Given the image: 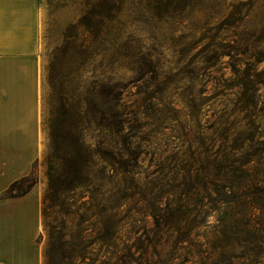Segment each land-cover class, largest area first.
<instances>
[{
	"label": "rangeland",
	"instance_id": "374dc122",
	"mask_svg": "<svg viewBox=\"0 0 264 264\" xmlns=\"http://www.w3.org/2000/svg\"><path fill=\"white\" fill-rule=\"evenodd\" d=\"M37 1L44 149L31 175L12 193L38 185L44 197L50 132L67 115L75 120L87 110L92 116L94 103L101 102L109 86L121 97L126 124L118 142L126 137L140 156L133 170L139 186L152 177L156 159L173 161L176 153L189 158L201 140L210 144L208 137L216 130L257 131L264 139V0ZM81 127L88 128L95 144L94 122ZM101 170L95 162L90 176H101ZM96 189L67 192L63 206L55 205L59 198L50 202L54 206L37 239L44 264H146L143 257L153 253L152 247L146 251L145 235L153 228L152 218L140 209L138 198L127 201L124 208L132 215L119 223L112 243H105ZM90 197V209H79ZM215 205L203 207L208 215L195 229L200 235L194 241L210 240L218 249L227 243L219 212L232 210ZM257 222L260 230L251 234L235 225L238 238L264 242V213ZM173 236L159 230L154 238L172 243ZM198 248L187 254L188 262L182 254L174 264H197Z\"/></svg>",
	"mask_w": 264,
	"mask_h": 264
},
{
	"label": "trees",
	"instance_id": "16d2710c",
	"mask_svg": "<svg viewBox=\"0 0 264 264\" xmlns=\"http://www.w3.org/2000/svg\"><path fill=\"white\" fill-rule=\"evenodd\" d=\"M120 98L118 91L109 86L101 102L94 103L92 116L87 110L75 120L67 115L50 132L49 186L43 197V219L46 220L48 209L54 206L50 205L54 199H60L55 205L63 206L67 192L76 189L91 192L90 188H97L98 215L104 230L101 237L105 243H112L119 223L132 215L131 210L124 208L127 201L138 198L140 209L146 210L152 218L153 228L145 235L146 251L152 247L153 253L147 258L142 256L146 264H174L177 256L182 254L188 262L187 254L192 256V248L196 246L199 247L197 264H263L264 242L242 241L238 238L241 231L234 230L238 224L245 226V234L260 230L257 221L264 213L261 209L264 201V139L259 132L216 130L208 137L210 144L201 140L189 158H178L179 153H176L173 161L156 159L152 177L139 186L133 170L140 156L136 157L132 152L126 137L122 144L118 142L126 125ZM90 122H94L98 131L95 144L89 139L88 128L81 127ZM95 162L102 165L98 177L90 176ZM22 180L14 182L0 197L26 194L33 185L19 194L12 193ZM90 200L82 201L79 209L88 205L85 208L89 210L91 197ZM216 203L232 210L230 213L219 212L218 221L224 227L220 232L223 239L227 238V243L218 249L210 245V240L205 243L194 241L200 235L195 229L208 215L203 207L216 206ZM238 206L242 210L235 211ZM202 215L204 218L201 219ZM159 230L172 231V243L155 239ZM134 246L143 249V245L139 247L134 243ZM238 250H242L241 255L237 254ZM49 251L47 249L46 254Z\"/></svg>",
	"mask_w": 264,
	"mask_h": 264
},
{
	"label": "crops",
	"instance_id": "0c3cea01",
	"mask_svg": "<svg viewBox=\"0 0 264 264\" xmlns=\"http://www.w3.org/2000/svg\"><path fill=\"white\" fill-rule=\"evenodd\" d=\"M38 29L37 0H0V196L31 175L44 149ZM42 206L38 185L0 197V264H44Z\"/></svg>",
	"mask_w": 264,
	"mask_h": 264
},
{
	"label": "bare ground",
	"instance_id": "6f19581e",
	"mask_svg": "<svg viewBox=\"0 0 264 264\" xmlns=\"http://www.w3.org/2000/svg\"><path fill=\"white\" fill-rule=\"evenodd\" d=\"M19 257V256H18Z\"/></svg>",
	"mask_w": 264,
	"mask_h": 264
}]
</instances>
